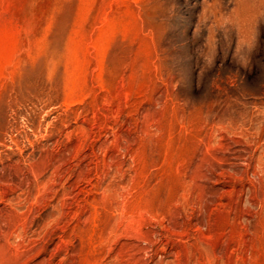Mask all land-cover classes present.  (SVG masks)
Wrapping results in <instances>:
<instances>
[{
	"label": "rangeland",
	"instance_id": "1",
	"mask_svg": "<svg viewBox=\"0 0 264 264\" xmlns=\"http://www.w3.org/2000/svg\"><path fill=\"white\" fill-rule=\"evenodd\" d=\"M0 264H264V0H0Z\"/></svg>",
	"mask_w": 264,
	"mask_h": 264
}]
</instances>
